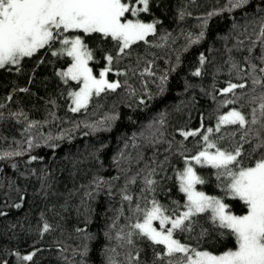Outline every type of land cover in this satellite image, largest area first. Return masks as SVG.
Returning <instances> with one entry per match:
<instances>
[{"label":"trees","instance_id":"16d2710c","mask_svg":"<svg viewBox=\"0 0 264 264\" xmlns=\"http://www.w3.org/2000/svg\"><path fill=\"white\" fill-rule=\"evenodd\" d=\"M122 2L124 19L155 25L145 40L121 52L122 42L100 33L64 34L82 37L91 70L110 69L107 80L119 84L84 108L72 110L82 84L62 75L73 58L60 41L0 68V264H177L183 254L168 256L134 227L153 201L169 218L164 229L190 250L237 249L211 211L177 229L170 221L187 211L179 174L209 144L239 149L234 172L264 160V0H148L147 11ZM230 84L238 87L225 92ZM230 110L248 124L217 130ZM196 169L200 190L247 214L225 169Z\"/></svg>","mask_w":264,"mask_h":264},{"label":"snow or ice","instance_id":"6c2138e0","mask_svg":"<svg viewBox=\"0 0 264 264\" xmlns=\"http://www.w3.org/2000/svg\"><path fill=\"white\" fill-rule=\"evenodd\" d=\"M139 2L144 5L143 11H147L148 0ZM243 2L244 0H237V6ZM126 12H129V7L122 0H0V68L9 64H19L22 58L31 57L45 47L51 49L55 41H60L62 45L68 46L62 51L75 61L62 75L72 80L83 81V88L72 94L76 105L72 110L78 111L86 106L93 92L99 95L106 89L115 90L119 84L110 83L104 78L110 69L102 71L101 79H96L87 66L92 55L84 46L82 39L79 36L70 39L64 34L71 31L85 34L100 33L104 37L122 42L120 51L123 52L132 43L145 40L155 31V25L151 23L121 22ZM132 14L135 15L136 10H133ZM52 54L58 53L53 51ZM106 59L110 64L112 57L108 56ZM195 75H200L199 71ZM237 87L230 84L224 91L232 92ZM260 115L264 118V103L260 105ZM251 123H258L255 115ZM220 124L244 127L248 121L239 111H232L221 117ZM182 135L187 137L196 133ZM207 139L205 136L204 140ZM208 147L215 145L209 144ZM239 155V149L235 153L217 149L215 154L202 151L193 159L197 164L203 161L216 169L226 170L230 177L228 191L233 199H239L247 206L246 215H233L220 199L196 191L195 186L203 184L204 180L189 165L181 176V191L187 194L188 203L185 206L187 211L170 221L172 229L181 228L193 215L210 210L213 223L218 222L219 227L228 229L235 236L237 241L235 251L230 250L219 256L208 252H195L174 240L172 230H168L166 234L157 231L152 227V221L159 219L160 224L164 225L169 218L163 215L161 207L154 201L152 209L146 213L144 223H137L134 227L154 243L165 245L168 256L183 254V259L177 257V264H264V160L256 163L254 167L240 168L234 172L228 166L236 163ZM146 182L149 185L154 183L151 179ZM124 199L130 200L131 197L125 196ZM44 230L47 231V225ZM190 251L194 253L195 258L189 256ZM23 259L30 261L32 256L28 255Z\"/></svg>","mask_w":264,"mask_h":264},{"label":"rangeland","instance_id":"374dc122","mask_svg":"<svg viewBox=\"0 0 264 264\" xmlns=\"http://www.w3.org/2000/svg\"><path fill=\"white\" fill-rule=\"evenodd\" d=\"M127 13V12H126ZM125 13V14H126ZM124 17H125V15H124ZM124 17H122L121 18V22H127V21H131V22H133V23H136V22H138V21H134V20H130V19H124ZM141 23H144V22H141ZM147 24V23H146ZM74 37H77V36H74ZM73 37V38H74ZM80 37V36H79ZM81 39H82V37H80ZM83 41V40H82ZM136 42H138V41H136ZM136 42H134V43H136ZM134 43H132V44H134ZM131 44V45H132ZM21 61V60H20ZM75 63V61H74V59H73V63L69 66V67H67L65 70H63V73H66L67 71H68V69L69 68H71L72 66H73V64ZM89 63H90V60L88 61V67L91 69V67H90V65H89ZM105 69H102L101 71H100V73L102 72V71H104ZM99 73V74H100ZM92 75L94 76V77H96V79H101V77H100V75H96L93 71H92ZM65 78L66 79H69V80H72L70 77H66L65 76ZM105 79H107L106 77H104ZM74 81H76V80H74ZM78 82H80L81 84H82V88H83V81H82V79L80 80V81H78ZM108 82H110L109 80H108ZM110 83H112V82H110ZM81 88V89H82ZM80 89V90H81ZM80 90H78V91H75V92H73V93H76V92H79ZM72 93V94H73ZM93 94H95V92H93L92 93V95ZM91 95V96H92ZM72 101H74V97H73V95H72ZM89 101V100H88ZM88 103V102H87ZM76 107V105L74 104V102H73V109ZM82 108H84V107H82ZM82 108H80V109H82ZM79 109V110H80ZM232 111H235V110H230V111H228L226 114H224L223 116H226V115H228L230 112H232ZM223 116H221V117H223ZM221 117L219 118V120L217 121V123H216V125H215V127L217 128V126L219 125V128L221 127V126H224V125H227V124H220V119H221ZM220 150V149H219ZM202 151H207L208 153H210V154H215L216 153V151H217V149H212L211 147H208V148H206V149H204V150H202ZM201 151V152H202ZM220 151H223V152H226V153H230V152H227V151H224V150H220ZM197 155H199V154H197ZM196 155V156H197ZM201 164H204V165H209V164H207L206 162H201L200 164H197L196 162H195V160L194 159H192V160H190V161H187L186 163H185V166H184V168H183V170H182V172L179 174V181H180V184H181V176L183 175V173L186 171V169H187V167L190 165L191 167H193V169H194V171L196 172V174L198 175V173H197V166L198 165H201ZM211 166V165H210ZM195 188H196V191H198V192H203L202 190H200L199 188H198V185H196L195 186ZM185 193V192H184ZM205 195H207V196H210V195H208V194H206L205 192H203ZM186 194V193H185ZM186 196H187V194H186ZM210 197H213V196H210ZM215 198H217V197H215ZM217 199H219V198H217ZM210 211V210H209ZM231 213V212H230ZM231 214H233V213H231ZM164 215V214H163ZM233 215H235V214H233ZM244 215H246V214H244ZM238 216V215H237ZM158 222H159V226H158ZM167 223V222H166ZM166 223L164 224V225H161L160 224V220L159 219H156V220H153L152 221V227L153 228H155L157 231H160V232H164L165 234L167 233V231L164 229V227H165V225H166ZM169 230H171V229H169ZM172 238L174 239V240H176L174 237H173V235H172ZM178 241V240H177ZM179 242V241H178ZM180 243V242H179ZM181 244V243H180ZM183 245V244H182ZM185 246V245H184ZM187 247V246H186ZM187 248H189V247H187ZM201 252H206V251H201ZM209 254H211V255H216V256H219V255H222V254H214V253H211V252H208ZM192 258H195L194 256L192 257Z\"/></svg>","mask_w":264,"mask_h":264},{"label":"bare ground","instance_id":"6f19581e","mask_svg":"<svg viewBox=\"0 0 264 264\" xmlns=\"http://www.w3.org/2000/svg\"><path fill=\"white\" fill-rule=\"evenodd\" d=\"M182 172V171H181Z\"/></svg>","mask_w":264,"mask_h":264}]
</instances>
